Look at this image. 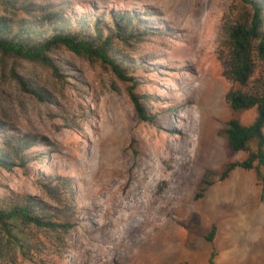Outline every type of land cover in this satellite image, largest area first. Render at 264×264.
Here are the masks:
<instances>
[{
    "label": "rangeland",
    "instance_id": "rangeland-1",
    "mask_svg": "<svg viewBox=\"0 0 264 264\" xmlns=\"http://www.w3.org/2000/svg\"><path fill=\"white\" fill-rule=\"evenodd\" d=\"M20 6L56 12L73 28L84 19L92 33L98 22L108 34L126 15L145 40L119 57L132 81L67 49L54 54L65 68L62 78L44 64L0 54V121L27 142L29 158L25 166L18 160L0 167V200L30 197L55 214L70 206L74 226L67 233L35 231L40 249L21 264H210L212 254L214 264H264V181L256 168H236L221 180L226 167L257 149L232 152L223 132L234 118L250 125L257 117L256 108L235 113L227 94L264 87L258 60L246 87L227 75L230 30L250 19L251 7L242 0H21ZM21 8L18 18L27 17ZM0 15H7L1 7ZM15 73L43 97L23 91ZM131 93L150 120L137 114ZM198 136L209 142L207 152L186 166ZM148 154L157 165L161 155L171 160L147 189L139 179ZM207 173L211 184L201 192ZM49 183L65 186L53 193Z\"/></svg>",
    "mask_w": 264,
    "mask_h": 264
},
{
    "label": "trees",
    "instance_id": "trees-1",
    "mask_svg": "<svg viewBox=\"0 0 264 264\" xmlns=\"http://www.w3.org/2000/svg\"><path fill=\"white\" fill-rule=\"evenodd\" d=\"M252 9L250 19L238 21L230 30V59L227 75L240 87L249 85L253 77L257 60L264 64V0H242ZM21 0H0V7L7 15H0V54L4 58H20L44 64L57 77H63V66L57 64L54 54L57 50L67 49L75 54L84 56L92 62H100L110 67L122 81H132L128 70L123 66L119 57L127 56L130 48L137 50L145 41L144 32L132 24V18L122 16L120 22L108 34L101 30L99 23L95 24V33L90 31V24L78 23L76 27H69L68 21L51 10L39 12L28 6H20ZM23 9L27 15L18 18V9ZM46 27V28H44ZM88 34V35H87ZM121 45V46H120ZM131 56L133 54L130 53ZM128 54V56H130ZM69 72V70H67ZM23 91L37 97H43L32 81L19 74H14ZM135 111L143 120H150L143 103L134 93L130 94ZM227 100L232 110L237 113L256 108L257 117L250 125H243L238 119L230 120L223 130L232 152L249 150L251 144L257 149L249 157L225 168L221 180H225L236 168L246 170L257 169L258 178L264 181L261 167H264V87L255 93L244 92L242 89L232 90L227 94ZM13 126L0 121V167H7L9 163L19 160L25 166L29 160L25 154L21 137L11 134ZM255 163L257 166L255 167ZM209 173L203 179L201 192L207 190L211 184ZM61 182L62 178L59 179ZM44 186L53 193L64 187L63 183H49ZM67 210L61 214L47 211L46 207L30 197L4 198L0 200V264H21L28 259L40 246L32 240L36 232L60 233L70 232L74 227ZM215 229L208 236L212 241ZM190 264V263H184ZM210 264H214L212 254Z\"/></svg>",
    "mask_w": 264,
    "mask_h": 264
},
{
    "label": "bare ground",
    "instance_id": "bare-ground-1",
    "mask_svg": "<svg viewBox=\"0 0 264 264\" xmlns=\"http://www.w3.org/2000/svg\"><path fill=\"white\" fill-rule=\"evenodd\" d=\"M210 112V111H209ZM208 115V113H207ZM205 115V116H207ZM206 118V117H205ZM204 118V119H205ZM191 126V125H190ZM190 128V127H189ZM192 128V127H191ZM190 128V130H191ZM194 128V127H193ZM205 128V126H204ZM194 129H192L193 131ZM206 130V129H205ZM188 131V130H187ZM192 133V132H191ZM190 136V135H189ZM191 138V137H190ZM194 140H191L189 143L187 142V139H186V144L187 145H191V143H193ZM195 143L199 145V148L197 150V154L195 155L194 158H191L186 166H189L190 162H192V160L194 161L195 163V160L197 159L198 156H200L201 154L203 153H206V145L208 146V143L207 141L205 140V138L203 139V136H198L197 140H195ZM210 152V151H209ZM211 153V152H210ZM210 153L208 155H210ZM213 154V153H212ZM157 155V154H156ZM205 156V155H204ZM203 156V157H204ZM210 157V156H209ZM208 157V158H209ZM205 158V157H204ZM171 160V157H166L164 155H161V165H157L156 163V160H155V157H153L152 154H148L147 155V158L144 159V162H143V166H144V173H141L143 174L140 179H139V183L143 184V186H145V188H150V183H149V180L153 179V180H160L164 175L165 173V170L169 168V161ZM205 161H208L207 158ZM207 163V162H206ZM192 165V164H191ZM142 166V165H141ZM143 168V167H142ZM186 168V167H185ZM141 172V171H140ZM178 173V172H177ZM116 174H119V170L116 171ZM137 177V176H136ZM115 180V174L112 173L110 175V178H109V182H113ZM220 196V195H219ZM217 197V196H216ZM216 199V198H215ZM213 204V203H212ZM219 204V203H218Z\"/></svg>",
    "mask_w": 264,
    "mask_h": 264
}]
</instances>
